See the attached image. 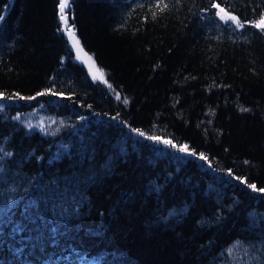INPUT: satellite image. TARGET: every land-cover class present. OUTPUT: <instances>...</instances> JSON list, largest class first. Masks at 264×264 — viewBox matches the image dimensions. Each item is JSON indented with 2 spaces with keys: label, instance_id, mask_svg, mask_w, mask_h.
<instances>
[{
  "label": "trees",
  "instance_id": "obj_1",
  "mask_svg": "<svg viewBox=\"0 0 264 264\" xmlns=\"http://www.w3.org/2000/svg\"><path fill=\"white\" fill-rule=\"evenodd\" d=\"M166 2L0 0V264H264V0Z\"/></svg>",
  "mask_w": 264,
  "mask_h": 264
},
{
  "label": "snow or ice",
  "instance_id": "obj_2",
  "mask_svg": "<svg viewBox=\"0 0 264 264\" xmlns=\"http://www.w3.org/2000/svg\"><path fill=\"white\" fill-rule=\"evenodd\" d=\"M178 2V0H177ZM69 6V0H60V4H59V9H60V19L67 25L68 24V18L65 15V9ZM214 8L218 9V11L216 12V15L220 17L221 20L224 21H232L233 23H235L237 28H243L245 26V23H250L254 28L259 29L261 32H264V13H261L258 18L254 21H245V22H241L240 19L234 15H232L227 9L222 8L220 6V4H213L212 5ZM6 7V6H5ZM154 8L156 10H158L159 12H163L164 10H166L168 8V3L166 2V0H154ZM157 15V11H153L152 12V17L153 19H155ZM4 19V16L2 14H0V21H2ZM69 32V35L72 37L73 39V44L74 46L78 49L79 52H82L83 49L80 47V42L78 39H76L75 37V33L71 28L66 29ZM82 58V57H80ZM88 60H91V57H88ZM102 75V74H101ZM106 82V81H105ZM2 95V94H0ZM18 95V94H17ZM119 95L117 96V99H119ZM29 99H32V97H29ZM127 101L125 100V103ZM141 135H144V133H140ZM149 139H156L159 140L158 137H149ZM166 144H170L171 141H163ZM181 151L187 152V146L185 145L184 147H182L180 149ZM193 155L195 153H192ZM201 158L202 159H207L206 156H204L203 154H201ZM237 179H242L240 177H237ZM243 183H247L246 180H242ZM247 186L249 188H251L253 191H257V192H261L264 193V188H257L256 184L254 183H248Z\"/></svg>",
  "mask_w": 264,
  "mask_h": 264
},
{
  "label": "rangeland",
  "instance_id": "obj_3",
  "mask_svg": "<svg viewBox=\"0 0 264 264\" xmlns=\"http://www.w3.org/2000/svg\"><path fill=\"white\" fill-rule=\"evenodd\" d=\"M58 3L60 4V0H58ZM59 4H58V14H59V22H60V25H61V29L63 30L65 36H67L68 40H69V43L71 45V47L73 48V52H74V56L75 58H77L79 61L83 62V64L85 65L87 71H88V74L91 78L93 79H97L101 82H105L106 79L104 78V75L102 74V71L100 68H98V66L96 65V62L94 60L93 57H91L84 49L83 47H81L83 49L82 52H79L78 49L74 46L73 44V39L72 37L69 35V32L66 30L68 28H71L73 31H74V27L73 25H71L70 21H69V18L66 14V10L67 8L65 9V15L67 16L68 18V24L66 25L61 19H60V16H61V13H60V9H59ZM217 4V3H215ZM221 6V5H220ZM222 7V6H221ZM224 8V7H222ZM218 11V9L216 10V12ZM231 13V12H230ZM232 15L235 16V14L231 13ZM232 22V21H231ZM233 23V22H232ZM75 33V31H74ZM75 37L76 39H78V37L76 36L75 34ZM82 57V58H80ZM88 57H91V60H88ZM102 74V75H101Z\"/></svg>",
  "mask_w": 264,
  "mask_h": 264
}]
</instances>
